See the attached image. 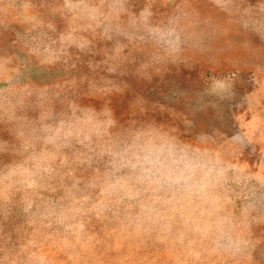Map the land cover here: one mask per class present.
<instances>
[{
	"label": "rangeland",
	"instance_id": "obj_1",
	"mask_svg": "<svg viewBox=\"0 0 264 264\" xmlns=\"http://www.w3.org/2000/svg\"><path fill=\"white\" fill-rule=\"evenodd\" d=\"M0 264H264V0H0Z\"/></svg>",
	"mask_w": 264,
	"mask_h": 264
},
{
	"label": "clouds",
	"instance_id": "obj_2",
	"mask_svg": "<svg viewBox=\"0 0 264 264\" xmlns=\"http://www.w3.org/2000/svg\"><path fill=\"white\" fill-rule=\"evenodd\" d=\"M184 165L181 164L180 165V168L181 169H184ZM193 179V176H192V172L189 170V171H182L180 174L177 175L176 177V182L179 183V182H189Z\"/></svg>",
	"mask_w": 264,
	"mask_h": 264
}]
</instances>
